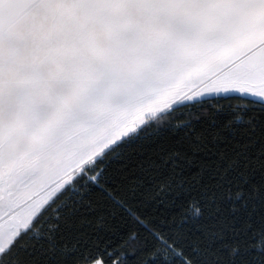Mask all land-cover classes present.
Listing matches in <instances>:
<instances>
[{"label":"snow or ice","instance_id":"1","mask_svg":"<svg viewBox=\"0 0 264 264\" xmlns=\"http://www.w3.org/2000/svg\"><path fill=\"white\" fill-rule=\"evenodd\" d=\"M0 264H264V0H0Z\"/></svg>","mask_w":264,"mask_h":264}]
</instances>
